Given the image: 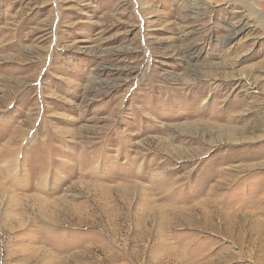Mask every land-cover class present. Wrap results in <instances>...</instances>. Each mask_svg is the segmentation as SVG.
<instances>
[{"label": "rangeland", "instance_id": "obj_1", "mask_svg": "<svg viewBox=\"0 0 264 264\" xmlns=\"http://www.w3.org/2000/svg\"><path fill=\"white\" fill-rule=\"evenodd\" d=\"M0 264H264V0H0Z\"/></svg>", "mask_w": 264, "mask_h": 264}]
</instances>
